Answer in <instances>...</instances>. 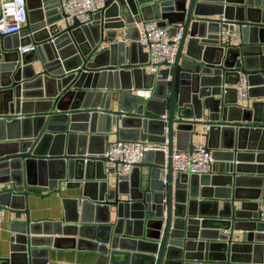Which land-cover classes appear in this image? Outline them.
I'll list each match as a JSON object with an SVG mask.
<instances>
[{
    "label": "water",
    "instance_id": "95a60500",
    "mask_svg": "<svg viewBox=\"0 0 264 264\" xmlns=\"http://www.w3.org/2000/svg\"><path fill=\"white\" fill-rule=\"evenodd\" d=\"M59 1L25 0L23 33L0 36V207L24 215L0 264H48L58 241L97 250L98 264H264V177L240 174L264 172V101L244 105L236 88L245 75L249 99H264V0H107L87 26L66 23ZM152 20L183 34L157 75L139 44ZM231 23L240 45L220 36ZM204 125L214 172L175 174L174 148L191 149ZM114 131L168 141V153L112 178ZM60 183L82 192L62 219L33 221L29 196Z\"/></svg>",
    "mask_w": 264,
    "mask_h": 264
},
{
    "label": "built area",
    "instance_id": "2783aa9c",
    "mask_svg": "<svg viewBox=\"0 0 264 264\" xmlns=\"http://www.w3.org/2000/svg\"><path fill=\"white\" fill-rule=\"evenodd\" d=\"M107 0H60L59 12L64 20L72 25L77 20L80 25L87 26L93 23L94 16L103 8ZM28 23V9L25 0H0V36L21 35ZM182 25L175 32L169 27L159 25V21L144 22L139 29V44L147 53V64L151 74L157 75L161 65L175 63L179 45L181 43ZM232 29H223L220 36L229 46L240 45L242 41L241 26L232 24ZM35 46L20 47L21 53L35 50ZM239 99L248 96V78L242 75L237 85ZM168 141L165 143H150L144 141L116 140L109 142L103 156L107 159L106 166L116 176L129 174L134 166L142 163L145 154L150 151L168 153ZM172 167L175 174H209L214 172V160L206 144H193L188 150H177L172 153ZM5 209L0 207V219ZM259 218L264 222V199L259 201Z\"/></svg>",
    "mask_w": 264,
    "mask_h": 264
},
{
    "label": "crops",
    "instance_id": "0c3cea01",
    "mask_svg": "<svg viewBox=\"0 0 264 264\" xmlns=\"http://www.w3.org/2000/svg\"><path fill=\"white\" fill-rule=\"evenodd\" d=\"M31 6H36V2L32 3ZM144 23H140L138 25L139 29L143 28ZM121 40V38H120ZM131 41L127 42V46H130ZM146 53V51L144 50ZM147 54V53H146ZM150 72V70H148ZM260 94L258 89L253 90V95L255 98L249 99V95L247 98L249 100L241 99L243 104L246 105L248 101H264V99L257 98L256 96ZM205 125L202 128H199L198 132L200 134H205L206 129ZM196 135L194 137V144H207V139L203 135ZM110 142H115L117 140V136L115 131L109 137ZM264 164V163H262ZM146 171V168H142V172ZM244 176L256 177L255 179L247 180V184L255 185L258 184L259 181L256 180L258 177L263 176V173H240ZM112 178H115V174H111ZM258 176V177H257ZM233 189L235 187L233 186ZM253 187L243 188L242 193L244 195L243 200L240 201H253L251 198L253 197L254 190ZM264 192V185L263 190ZM81 189L66 187L65 184L59 185V188H56L53 191H50L48 188H44L41 190L35 191L31 194L27 201V207L30 211V217L33 221L41 222V221H49V220H59L64 216V198L67 197H75L81 194ZM262 199V198H261ZM260 199V200H261ZM236 204L239 206L240 202L237 200ZM222 207V201H221ZM24 218V215H20L11 210H5L4 214L0 219V257H8L10 254V236L12 234V225L15 221H20ZM223 231V230H221ZM71 241H58V247H50L47 253L48 264H98V259L100 253L97 250L89 249V248H80L78 246H72Z\"/></svg>",
    "mask_w": 264,
    "mask_h": 264
},
{
    "label": "rangeland",
    "instance_id": "374dc122",
    "mask_svg": "<svg viewBox=\"0 0 264 264\" xmlns=\"http://www.w3.org/2000/svg\"><path fill=\"white\" fill-rule=\"evenodd\" d=\"M201 135H203V134H201Z\"/></svg>",
    "mask_w": 264,
    "mask_h": 264
}]
</instances>
